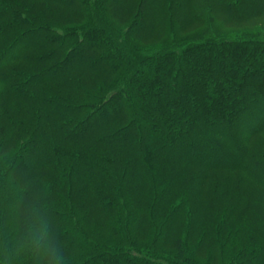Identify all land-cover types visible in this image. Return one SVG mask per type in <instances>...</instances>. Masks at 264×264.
<instances>
[{
    "label": "trees",
    "instance_id": "trees-1",
    "mask_svg": "<svg viewBox=\"0 0 264 264\" xmlns=\"http://www.w3.org/2000/svg\"><path fill=\"white\" fill-rule=\"evenodd\" d=\"M41 221L68 264H264V0H0V264Z\"/></svg>",
    "mask_w": 264,
    "mask_h": 264
},
{
    "label": "clouds",
    "instance_id": "clouds-1",
    "mask_svg": "<svg viewBox=\"0 0 264 264\" xmlns=\"http://www.w3.org/2000/svg\"><path fill=\"white\" fill-rule=\"evenodd\" d=\"M10 253L6 260L22 256L29 264H68L65 250L55 243L50 225L44 221L36 226L31 240L11 241Z\"/></svg>",
    "mask_w": 264,
    "mask_h": 264
},
{
    "label": "rangeland",
    "instance_id": "rangeland-1",
    "mask_svg": "<svg viewBox=\"0 0 264 264\" xmlns=\"http://www.w3.org/2000/svg\"><path fill=\"white\" fill-rule=\"evenodd\" d=\"M36 157V156H35Z\"/></svg>",
    "mask_w": 264,
    "mask_h": 264
}]
</instances>
